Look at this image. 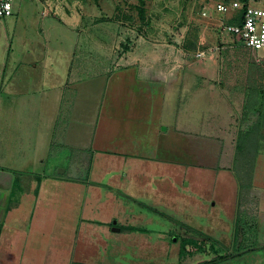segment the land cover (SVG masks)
Listing matches in <instances>:
<instances>
[{
	"label": "rangeland",
	"instance_id": "374dc122",
	"mask_svg": "<svg viewBox=\"0 0 264 264\" xmlns=\"http://www.w3.org/2000/svg\"><path fill=\"white\" fill-rule=\"evenodd\" d=\"M224 1L15 0L0 48L24 98L2 89L0 132L39 110L45 162L26 169L47 177L37 210L30 193L16 215L37 222L20 264H264L246 188L264 174L263 135L234 157L239 121L255 123L245 91L264 80L252 85L254 59L224 34ZM140 64L165 65V83L149 90ZM57 113L70 121L59 134Z\"/></svg>",
	"mask_w": 264,
	"mask_h": 264
},
{
	"label": "crops",
	"instance_id": "0c3cea01",
	"mask_svg": "<svg viewBox=\"0 0 264 264\" xmlns=\"http://www.w3.org/2000/svg\"><path fill=\"white\" fill-rule=\"evenodd\" d=\"M241 47L250 54V56L254 59L255 66H257V69L255 72H253L254 76L252 75L251 80L252 85L256 86H263V73H264V64L262 62V59L258 57V53L256 55H253L249 50L245 49L242 45ZM0 48V95L2 93V89L4 91H7L9 89V86L12 85V81L7 85L5 83V76L8 71V62L5 61V57L7 54L3 52ZM259 60V62H257ZM139 67L143 72L139 76L141 80H144V85H147L146 87L150 90L151 85H157L160 84V82H164L167 80V76L165 75V70L167 67L163 66L159 70H163V72L159 71V73L152 72L154 69H156L155 66L149 65V64H140L136 65ZM253 66V65H252ZM250 66L252 69L253 67ZM20 67V66H19ZM129 68V67H128ZM211 69V68H210ZM146 70H151L150 73H147ZM18 72V70H17ZM217 71L216 70H208L205 72L206 75L205 78L207 81H210L213 76L215 75ZM208 76V77H207ZM16 79H22L20 77H17ZM159 80V81H158ZM163 80V81H162ZM206 81V83H207ZM250 84V83H249ZM11 87V92L20 95V98H24L23 91L18 89H13ZM24 87H26V84L24 82ZM264 90V88H263ZM27 91V90H26ZM149 92H145V95H148ZM247 95H248V89L245 91L244 94V101H243V108L246 105L247 102ZM262 98L264 100V95H262ZM13 106L11 108L7 109V112L12 111ZM221 105L218 108V112L220 113ZM4 110V109H2ZM218 113V114H219ZM39 110L35 112L29 113V118L26 121V126H16L15 128L12 125H8L7 127L3 128V132H0V256H4L5 262H8L7 264H20L21 260L19 262V259L23 257L25 254V249L28 247V250L30 251V245H33L35 242L34 239H29V234L31 231H34V229L37 226V222H34L33 215L30 218L29 222V216L26 217V221L28 220V225H24V219L21 218V216H16L17 213H21L20 211L22 209H25V200L28 198L29 194H33L35 197V209L37 210V205H39V197H40V189L43 185V182L47 178L46 176H41L38 173H35L34 171H31V173L26 169L28 166H38L43 165V145H44V125H45V117L44 115H39ZM61 114V113H60ZM59 113L57 115H54V117L51 119V127L56 130L58 133V129H61V127H66L67 123L69 121V117L66 116L65 121H63L62 126L60 125V122L62 120V117ZM217 114V113H216ZM216 117L219 118V115ZM65 118V116H64ZM255 119L256 117L251 118V120ZM31 120V121H30ZM30 121V122H29ZM219 120H216L217 128L219 129L220 123H218ZM28 123L30 127L28 126ZM250 124H244L242 125V122L239 121V127L242 128V126L246 127ZM216 128V131L218 130ZM2 130V129H1ZM0 130V131H1ZM214 130V129H213ZM220 131V130H219ZM240 129L237 131L236 141L238 139ZM60 133V131H59ZM58 133V134H59ZM221 133V132H220ZM260 133L263 135L264 138V126L261 127ZM209 140H212L211 138ZM9 143V145L5 144ZM260 154L257 157L256 166L258 165V159L261 155V153L264 150V147L262 144H260ZM236 150V145H235ZM235 153V152H234ZM235 157V156H234ZM263 165V163H262ZM233 168H227L226 170H232ZM257 167L255 168V170ZM224 171V170H222ZM254 179L252 181V188L251 193L252 195H249V198H253L254 200H259V208L258 213L259 214V220L261 223L260 230L264 231V174L261 176H258L254 174ZM26 180H36L37 183H40V187L37 185L36 187H33L30 185L27 187V184H25ZM66 180V179H64ZM234 180V179H233ZM69 181H71L69 179ZM235 181V180H234ZM75 182V181H74ZM236 182V181H235ZM239 192V191H237ZM257 201V200H256ZM15 217V218H14ZM260 244L264 246V235H262L261 232V242ZM264 251V250H263ZM0 259V264H1Z\"/></svg>",
	"mask_w": 264,
	"mask_h": 264
},
{
	"label": "built area",
	"instance_id": "2783aa9c",
	"mask_svg": "<svg viewBox=\"0 0 264 264\" xmlns=\"http://www.w3.org/2000/svg\"><path fill=\"white\" fill-rule=\"evenodd\" d=\"M14 2L15 0H0V20L15 15ZM215 11L219 15L230 16L229 20H239V24H224V34L234 37L253 55L264 52V0L224 1L217 4ZM197 58L206 59V54L200 53Z\"/></svg>",
	"mask_w": 264,
	"mask_h": 264
},
{
	"label": "trees",
	"instance_id": "16d2710c",
	"mask_svg": "<svg viewBox=\"0 0 264 264\" xmlns=\"http://www.w3.org/2000/svg\"><path fill=\"white\" fill-rule=\"evenodd\" d=\"M229 1L230 0H228L226 2H229ZM227 24H239V20L238 19H236V20L231 19V20L227 21ZM251 87H253V86H249V88H248L247 102H246V105L244 108L246 110L248 109L250 116L256 117L257 120L255 121V123H253L249 126H246V127L242 126V128L239 132L238 139H237L238 143L236 145V156H235V158H238V157L240 158L244 154L242 156L243 161L247 158V154L250 152L251 146L252 147L254 146L256 148V147H258V145H256V143L261 142V139H262V134L260 133V130L262 127L261 124L264 125V112L258 111V110H260L261 103H263V101H264L262 98V95H264V90L263 89L262 90L257 89L256 91H254V90H252ZM256 111H258V112H256ZM260 147H261V145L259 144V148L256 151L257 152L256 158L258 157ZM248 156H249V154H248ZM245 162L248 163L247 160ZM234 172H237V171L234 170ZM237 177H238V179H240L239 173L237 174ZM239 181H240V183H242L241 179ZM246 188H248L247 190H251L252 182Z\"/></svg>",
	"mask_w": 264,
	"mask_h": 264
},
{
	"label": "water",
	"instance_id": "95a60500",
	"mask_svg": "<svg viewBox=\"0 0 264 264\" xmlns=\"http://www.w3.org/2000/svg\"><path fill=\"white\" fill-rule=\"evenodd\" d=\"M116 231H118V232H119L120 230H119V229H116Z\"/></svg>",
	"mask_w": 264,
	"mask_h": 264
}]
</instances>
